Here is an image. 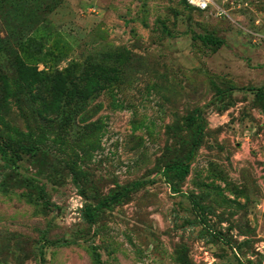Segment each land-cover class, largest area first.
Listing matches in <instances>:
<instances>
[{
    "label": "rangeland",
    "instance_id": "374dc122",
    "mask_svg": "<svg viewBox=\"0 0 264 264\" xmlns=\"http://www.w3.org/2000/svg\"><path fill=\"white\" fill-rule=\"evenodd\" d=\"M210 2L0 0V264H264V0Z\"/></svg>",
    "mask_w": 264,
    "mask_h": 264
},
{
    "label": "trees",
    "instance_id": "16d2710c",
    "mask_svg": "<svg viewBox=\"0 0 264 264\" xmlns=\"http://www.w3.org/2000/svg\"><path fill=\"white\" fill-rule=\"evenodd\" d=\"M20 68H22L21 73H24L25 75H29L27 78L31 80L32 83H40L43 82L45 85L44 87H49L48 89L50 91L54 92V96L56 97L55 102H59L65 95H70L71 91H74L76 89L79 90V85L81 83V76H72L70 74V70L67 69L66 71L62 73H56L54 76L51 75H45V74H38L36 72H30L28 70L27 66L21 62H19ZM51 82V83H50ZM84 89V90H83ZM90 90V86L87 85L84 88H82L80 91L81 93H87ZM60 99V100H58ZM202 130L200 129V132ZM199 146L198 139H196L194 144V149H196Z\"/></svg>",
    "mask_w": 264,
    "mask_h": 264
},
{
    "label": "built area",
    "instance_id": "2783aa9c",
    "mask_svg": "<svg viewBox=\"0 0 264 264\" xmlns=\"http://www.w3.org/2000/svg\"><path fill=\"white\" fill-rule=\"evenodd\" d=\"M192 6L201 9L202 11H206L210 7V0H190Z\"/></svg>",
    "mask_w": 264,
    "mask_h": 264
}]
</instances>
